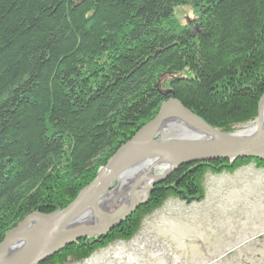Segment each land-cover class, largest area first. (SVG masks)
Here are the masks:
<instances>
[{"label":"trees","instance_id":"obj_1","mask_svg":"<svg viewBox=\"0 0 264 264\" xmlns=\"http://www.w3.org/2000/svg\"><path fill=\"white\" fill-rule=\"evenodd\" d=\"M179 5L194 18L180 23ZM168 89L223 131L255 120L264 0H0V243L29 214L68 206L157 115ZM252 160L264 167L257 158L182 165L118 227L40 264L129 240L170 196L201 201L207 172Z\"/></svg>","mask_w":264,"mask_h":264},{"label":"rangeland","instance_id":"obj_2","mask_svg":"<svg viewBox=\"0 0 264 264\" xmlns=\"http://www.w3.org/2000/svg\"><path fill=\"white\" fill-rule=\"evenodd\" d=\"M175 16L180 23H186L194 18V12L190 6L179 5ZM256 119L238 125L235 131H249ZM181 125L172 119L153 139L163 142L189 139L193 132L188 130L182 134ZM164 170L158 166L152 174H161ZM122 181L116 180L100 203L109 215L126 206L130 188L129 185L121 187ZM161 182L152 186L149 197ZM203 185V200L188 202L170 196L163 206L143 219L131 239L117 240L87 259L66 264H264V167H257L252 160L233 172H207Z\"/></svg>","mask_w":264,"mask_h":264},{"label":"water","instance_id":"obj_3","mask_svg":"<svg viewBox=\"0 0 264 264\" xmlns=\"http://www.w3.org/2000/svg\"><path fill=\"white\" fill-rule=\"evenodd\" d=\"M165 92L171 96L161 104L157 115L118 148L96 178L68 206L50 214L33 212L5 235L0 243V264H40L80 238L106 234L145 204L152 186L182 164L214 159H264V94L254 128L224 132L185 107L172 89ZM172 119L189 127L193 135L176 141L154 140L161 125ZM152 158L169 159L171 163L161 174L151 177L142 189L140 182L143 178L137 177L129 187L130 202L127 201L118 213L109 215L103 211L100 203L113 183L123 175L141 169L143 177L146 171L143 164ZM187 201L190 202L191 198L188 197Z\"/></svg>","mask_w":264,"mask_h":264},{"label":"bare ground","instance_id":"obj_4","mask_svg":"<svg viewBox=\"0 0 264 264\" xmlns=\"http://www.w3.org/2000/svg\"><path fill=\"white\" fill-rule=\"evenodd\" d=\"M263 110H264V104H263ZM169 121H171V120H167V121H165L162 125H161V129L164 127L165 128V126H166V123H168ZM182 126V125H181ZM160 129V130H161ZM188 130H190V128H184V125L182 126V128H181V133L182 134H184L185 133V131H187L188 132ZM170 163H171V160H167V159H163V158H161L160 160L159 159H157V158H152V159H150L148 162H147V164L146 165H144L143 164V169L144 170H146V171H144V173H145V175L143 176V177H141L143 174H141L142 173V169L140 170V171H137V173H134L133 174V172H131V173H128V174H126V175H123L122 177H121V179H123V181L121 182V187L122 186H125V185H129V187L132 185V183L136 180V178L137 177H139L140 176V179H142L143 178V181H141L140 182V189H142V187L143 186H145L146 185V183L149 181V179L151 178V177H154V176H156V175H158V174H152V172L154 171V169H156L158 166L160 167H164V169H166V168H168L169 167V165H170ZM134 170V169H133ZM134 171H136V170H134ZM142 184V185H141ZM142 194H143V192H142ZM130 196V194H129V189H128V196L126 197V200L128 201V202H130V200H131V197H129ZM8 250V249H7ZM5 252V251H4Z\"/></svg>","mask_w":264,"mask_h":264}]
</instances>
